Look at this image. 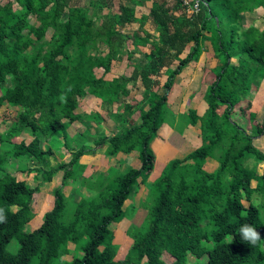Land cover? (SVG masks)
<instances>
[{
    "label": "trees",
    "instance_id": "16d2710c",
    "mask_svg": "<svg viewBox=\"0 0 264 264\" xmlns=\"http://www.w3.org/2000/svg\"><path fill=\"white\" fill-rule=\"evenodd\" d=\"M113 1L89 0L83 6L78 0H0V108L4 103L20 108L7 135L0 137V209L6 216L0 222V264H160L163 253L172 264H186L188 254L204 257L203 264H264V172L256 173L264 153L252 143L264 135V125L247 133L231 118L234 106L264 79V33L243 29L240 20L243 11L264 8V0H198L195 14H187L181 0H153L148 14L139 17L123 4L113 12ZM148 21L154 38L124 31ZM204 39L219 65L204 93L207 108L198 118L203 143L169 161L160 177L148 183L155 160L150 144L162 123L173 125L168 94L175 77L197 60ZM131 54H142L143 64L129 63L127 72L104 78L113 61L129 60ZM95 69L102 70L100 77ZM162 75L166 80L159 93L155 88ZM138 82L143 96L135 123L134 106L125 99ZM88 94L105 109L116 107L109 114L117 125L112 134L90 132L91 123L99 124L97 112H74ZM194 117L192 111L179 114L174 127L181 132ZM75 121L85 127L81 142L61 133ZM125 126L123 134H115ZM20 131L32 137L28 144L10 141ZM60 136L70 156L51 166L54 148L41 147V138ZM103 146L106 156L137 151L140 167L122 175L112 168L94 182L86 180L79 159ZM212 160L217 165L208 171L204 166ZM9 165L19 174H35L42 185L62 172L61 185L50 191L53 207L32 231H24L29 205L44 187L17 182ZM71 179L79 186L87 183L95 193L69 202L63 187ZM137 181L150 189L147 213L128 230L133 239L128 255L114 263L117 245L110 225L136 213L133 203L123 205ZM253 195L261 205L251 202ZM245 224L261 233L256 245L242 239L239 230ZM70 240L75 255L64 261Z\"/></svg>",
    "mask_w": 264,
    "mask_h": 264
},
{
    "label": "crops",
    "instance_id": "0c3cea01",
    "mask_svg": "<svg viewBox=\"0 0 264 264\" xmlns=\"http://www.w3.org/2000/svg\"><path fill=\"white\" fill-rule=\"evenodd\" d=\"M88 2L89 0H84L81 5L86 6ZM136 2L141 4L135 5L130 0H114L111 5V10L113 12H117L118 6L123 4L125 6L134 8L135 15L139 17L141 14H148L150 8L153 5V0H145L144 2L141 0H136ZM103 13H106V10H104ZM240 20L243 29L253 27L260 34L264 33L263 7H258L253 11H243L240 14ZM149 24L152 26L150 21H148L145 25L150 26ZM130 25L128 26V29L130 28ZM132 26L138 27V23H132ZM133 27L132 29H136ZM201 47L202 50L197 60L190 62L182 69L181 73L175 77L173 86L168 94V101L171 99V103L175 104V101L179 100L181 101V103L178 101L180 106L184 107L185 109H180L178 112H175L176 114L174 113L173 125L162 123L158 128L157 135L150 144V148L153 151L155 160L153 170L147 178V182H153L158 179L169 161L172 159L184 158L187 154L201 146L203 143L198 118L203 115L207 108L204 93L208 85H210L215 80L219 62L214 56L210 42L207 39L202 41ZM141 48L143 47H140V49ZM145 49H147V47H145ZM188 49L189 47H187L186 51ZM145 52H148V50ZM80 100L82 103H85L84 106H86L85 108H80V112L82 111L85 113H90L91 111H95L97 112L100 119L99 124L91 123V127L89 129L90 132L94 133L95 131H102L106 134H112L117 125L111 119L110 115L106 113L104 105L101 103V101L89 94ZM248 102L250 103L249 106ZM79 105H81V103H79ZM191 111L195 112L197 120L195 117L191 118L190 121L184 127H182L181 132L177 131L174 127L176 124L175 117H177L179 114L187 115ZM80 112L75 113L79 114ZM231 118L247 133H251L253 129L261 128L264 125V79L259 82L258 86L247 98L240 100L234 106ZM63 121L65 120L63 119ZM9 127L10 125L8 126L7 131L5 130V132L2 133L3 137L7 135ZM126 128L127 126L120 129L115 134H123ZM84 130L85 127L82 125V123L75 121L69 124L67 128L61 133L65 132L73 140L78 138L77 140H80L81 142V134L84 132ZM25 135L26 134L23 133V131H20L18 135L11 138L10 141L16 144H28L32 140V137L27 135V137H29L27 140L24 138ZM51 138H41L44 141V145L41 147H44L45 145H52L54 148V158L56 163L51 160L50 165L55 166L57 163L67 162L70 154L62 145V137L60 136L58 139L52 138L54 141ZM252 143L257 150L264 153V135L254 138ZM56 144L58 146H56ZM55 149L60 151L57 152ZM158 150H160V152ZM104 151L105 146L101 147L100 149L97 148L94 154H85L80 157L79 163L84 166L82 177H84L86 180L94 182L100 174L107 172L109 169H115L117 165L122 166L124 169H138L140 167L137 151H132L129 153L116 152L111 156H106ZM210 164H214L212 169H214L217 165V163L213 160L210 161ZM258 165H262V168L261 172H259L260 170H258L256 167V173L261 175L264 172V163H259ZM15 175L16 179H23V174L15 173ZM32 175L34 178L35 174ZM61 178L62 172H58L56 175H54L51 182L49 183V192L46 191L47 193H39L40 191H38L32 195L29 208H31L30 211H32L34 216L38 215V220L32 224L34 229H36L41 224V216L44 212H47L45 211V208L50 210L53 207V197H51L50 191L52 188L61 185ZM26 182L30 181H24V183ZM70 183H73L72 179L67 181L66 185L63 187V191L68 188ZM139 199L140 197L138 196L137 200ZM139 210L140 209H137L135 215L139 212Z\"/></svg>",
    "mask_w": 264,
    "mask_h": 264
},
{
    "label": "rangeland",
    "instance_id": "374dc122",
    "mask_svg": "<svg viewBox=\"0 0 264 264\" xmlns=\"http://www.w3.org/2000/svg\"><path fill=\"white\" fill-rule=\"evenodd\" d=\"M78 1H79L80 5L84 2V0H78ZM31 20H32V18H31ZM132 27L133 26L131 24L130 28L128 29V27H127L124 31L132 32L133 30H135V31H138L140 35L149 33L152 36V38H154L156 36V32L154 31V29L151 25L150 26L144 25L142 27L138 25V27H133L136 29H132ZM128 48H129V50H132L131 45H128ZM141 50L143 52H145L146 50H148V48L145 49V47H143V48H141ZM177 59H179V57L176 58L175 61H177ZM133 62H135L138 65H142L144 62L143 55L142 54H131L129 60L126 59V56H124L119 61H113L110 72L107 73L104 78L105 79H111L113 77L120 75L124 71L127 72L128 70H130L126 67L127 64L133 63ZM94 72H95V75L97 77H100L102 75L101 69H95ZM165 80H166L165 76L162 75L159 77V86L157 88H155V90L157 92H159V93L164 92L163 84H164ZM142 96H143L142 95V87H141L140 83L138 82L134 87L131 88L129 96L125 99L126 102H128L134 106V110L131 113V120L135 123H139V121H140V109L142 108V105L140 104V100H141ZM79 100L76 103L75 112H80V110H81L80 108L86 107V106H84L85 103H82L81 100L80 101ZM178 101L179 100H176L175 104H172L171 99H169V101H168V97H167V102H168L167 104L169 107L167 114L170 113V115L171 114L174 115V113L178 112L180 109L181 110L185 109L184 107L180 106L181 101H179L180 103ZM79 103H81V105H79ZM115 108H116L115 106L114 107H108L107 109H105V111L108 114L114 113ZM19 112H20L19 107H10L6 103H4L1 106V108H0V137H3L2 133L5 132V130L7 131V128L11 124L12 119L17 117ZM82 113H85V112H82ZM170 115H168L169 119L172 116V115L171 116ZM175 119H176V117H175ZM117 131L118 130H116V133H117ZM23 133L26 134L24 136V138H26L28 140L29 137H27V135L30 136V134L27 131H23ZM52 138H54V137H52ZM52 140L54 141V139H52ZM43 145H44V141L41 139V146H43ZM56 146H58V145L56 144ZM159 149H161V148H159ZM55 150H57V152L60 151L58 149H55ZM158 151L160 152V150H158ZM51 160H53V162L56 161L55 158H53ZM252 163H253L252 160H249L248 165L251 166ZM213 165L210 164V161H209L204 166V168L209 171L213 168ZM261 166L262 165L257 166L258 170H260L259 172H261V168H262ZM15 169H16L15 165L7 166L8 172L12 176L15 177L14 179L17 182L23 183L24 181L29 180L30 182H26V183L42 185V183L39 182V177H38V180L35 181V177L33 178V175H32L33 173L25 175V176L23 175L22 176L23 179H19V180L16 179L15 173H17V172L15 171ZM127 169H124V168H122V166L117 165V167L115 168V171L118 173V175H122L123 173H125V171H127ZM148 183H150V181ZM252 184L254 185L253 182H252ZM42 186L44 188L39 193H44L46 191L49 192L48 189L50 187V184H48V185L44 184ZM149 190L150 189L148 187V184L143 185V184L139 183V181L134 183L132 185L131 192L129 194H127V197H126V200L124 202L123 207H126L129 204L133 203L137 207V209H140L139 212L136 215L134 214V216L130 220L124 218L119 222H112L110 225V228L112 229L113 235H114L113 243L117 245V251H116L114 258H113L114 263H119L129 253L133 239H132V236L128 234V230L130 227H133V226L138 227L139 224L144 219V217L147 213V206L149 205L150 197H151ZM93 193H95V190H93V188L91 186H89L87 183L83 184V186H79V185H76L74 182L70 183L68 188H66V190L64 191V194L68 198V201L72 202V203L77 202L79 200V198L82 196H89V195H92ZM50 195H51V197H53L51 193H50ZM138 196L140 197L139 200H137ZM251 202H254V204L257 206L261 205L259 199L257 197H255L254 195L251 198ZM243 204L245 206H247L248 202L243 200ZM29 209H31V208H29ZM48 210L49 209L45 208V211H48ZM44 213H46V212H44ZM44 213H43V215H44ZM43 215L41 217H43ZM262 219L264 221V213L262 215ZM37 220H38V215L34 216L32 211H30L29 221L26 224V226L24 227V231H32V229L34 230V228L32 227L33 226L32 224H34V222ZM41 221H42V218H41ZM74 245H75L74 240L73 241L70 240L68 242L66 252H65L64 256L62 257V259L64 261H70L72 259V257L75 255ZM263 247H264V245H263ZM198 262H200L202 264L205 263V258L202 257L199 259V258L194 257L191 254H188L186 264H196V263L199 264ZM172 263H173V259L167 253H163V255L160 259V264H172Z\"/></svg>",
    "mask_w": 264,
    "mask_h": 264
},
{
    "label": "clouds",
    "instance_id": "9594fccd",
    "mask_svg": "<svg viewBox=\"0 0 264 264\" xmlns=\"http://www.w3.org/2000/svg\"><path fill=\"white\" fill-rule=\"evenodd\" d=\"M6 216L4 214V210L0 209V222H5ZM240 234L244 241H247L249 244L256 245L259 241H261V233L256 230L251 225H243L240 228Z\"/></svg>",
    "mask_w": 264,
    "mask_h": 264
},
{
    "label": "built area",
    "instance_id": "2783aa9c",
    "mask_svg": "<svg viewBox=\"0 0 264 264\" xmlns=\"http://www.w3.org/2000/svg\"><path fill=\"white\" fill-rule=\"evenodd\" d=\"M186 7L187 14H195L198 11V0H181Z\"/></svg>",
    "mask_w": 264,
    "mask_h": 264
}]
</instances>
